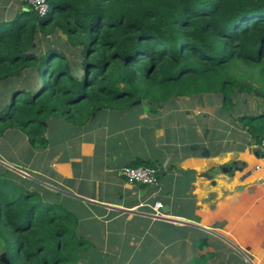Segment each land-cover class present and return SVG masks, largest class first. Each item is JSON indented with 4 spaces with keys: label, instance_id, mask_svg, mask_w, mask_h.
<instances>
[{
    "label": "trees",
    "instance_id": "trees-1",
    "mask_svg": "<svg viewBox=\"0 0 264 264\" xmlns=\"http://www.w3.org/2000/svg\"><path fill=\"white\" fill-rule=\"evenodd\" d=\"M45 1L46 16L0 20V140L21 133L25 165L98 111L151 114L204 95L239 112L248 144L263 141L264 0ZM246 97L256 110L239 107ZM31 176L0 164V264H100L63 199Z\"/></svg>",
    "mask_w": 264,
    "mask_h": 264
},
{
    "label": "crops",
    "instance_id": "crops-1",
    "mask_svg": "<svg viewBox=\"0 0 264 264\" xmlns=\"http://www.w3.org/2000/svg\"><path fill=\"white\" fill-rule=\"evenodd\" d=\"M202 97L151 114L146 107L101 110L87 127L58 133L45 150L34 151L26 177L34 173L59 194L78 220V235L94 244L97 263L264 264L259 146L248 144L237 110L220 113V98L203 103ZM193 103L199 113L220 105L213 124L206 114L195 119ZM193 144L200 148L190 150ZM143 163L158 170L154 186L122 178L124 167Z\"/></svg>",
    "mask_w": 264,
    "mask_h": 264
},
{
    "label": "rangeland",
    "instance_id": "rangeland-1",
    "mask_svg": "<svg viewBox=\"0 0 264 264\" xmlns=\"http://www.w3.org/2000/svg\"><path fill=\"white\" fill-rule=\"evenodd\" d=\"M14 2H15V0H0V20L2 18L3 19H10L14 15L15 12L11 11L9 9L10 5ZM15 9H18L20 11L21 10H27L26 6L22 3H20V5L15 4ZM55 35H56L55 38H57V36L59 34L56 32ZM59 38L63 40V36L59 35ZM48 43H50V42H48L44 39V41H42L41 46L46 45ZM240 73L244 74L243 78L253 80L258 75V68H253V67L250 68V67L242 66ZM210 97L214 102L219 100L218 99L219 97L217 96L218 97L217 98L216 95H210V96L205 95L202 97L203 103H207L209 101L208 98H210ZM191 100H193V99H191ZM184 101H185V99H184ZM170 104H172V103H170ZM178 104L183 106V103H178ZM194 104L195 103H193V105H192L193 107L191 106L192 107L191 114H193V116H195V119L198 116H202V114L203 115L206 114V115H208L207 116L208 119H206V122L213 124V122L211 120H214L215 112L217 111V108L219 109L220 105H218V106L215 105L214 107L209 106L206 108L207 113H204L205 111H202L201 113H199L200 112L199 104H197V105H194ZM239 107L242 109L247 107L248 109H250V111H254V110H256L257 105H256V101H254L253 98L246 97L245 103L240 104ZM194 113H198V114L194 115ZM192 120H194V119H192ZM193 122H196V121H193ZM228 127H229V125L226 124L225 129L226 128L228 129ZM177 130H179V128ZM190 132H192V130L187 131V134H190ZM227 134L229 135V133H227ZM170 136L173 137L174 133H171ZM175 136L183 137L182 133H180V134L175 133ZM196 146H198V148H196ZM27 148H28L27 143L25 141L24 136L21 133L10 132L6 137H4L0 140V158H1L0 161L7 164L8 168L10 170H12V168H15L18 172L14 171V170H12V171L16 172L19 176L26 177L23 174V172H26L28 174L30 171V167L23 163V159L25 158V151L27 150ZM189 148H190V150H198L200 148V146L198 144H193ZM39 161L40 160H36V162H39ZM28 176H30V175H28Z\"/></svg>",
    "mask_w": 264,
    "mask_h": 264
},
{
    "label": "built area",
    "instance_id": "built-area-1",
    "mask_svg": "<svg viewBox=\"0 0 264 264\" xmlns=\"http://www.w3.org/2000/svg\"><path fill=\"white\" fill-rule=\"evenodd\" d=\"M26 8L36 11L41 17L46 16L49 6L45 0H18ZM260 153L264 161V139L259 145ZM122 178L129 184H138L141 186H154L157 183L158 170L151 167H124L120 172ZM162 205L156 203L154 209L160 212ZM156 216L163 217L162 213H156ZM156 217V218H160ZM166 218V217H164Z\"/></svg>",
    "mask_w": 264,
    "mask_h": 264
},
{
    "label": "water",
    "instance_id": "water-1",
    "mask_svg": "<svg viewBox=\"0 0 264 264\" xmlns=\"http://www.w3.org/2000/svg\"><path fill=\"white\" fill-rule=\"evenodd\" d=\"M138 104H139V103H138ZM196 148H198V146H196ZM204 155L207 156V155H208V152H205ZM0 164L6 166V167L8 168L7 164H5L4 162H1V161H0ZM12 170L18 172L15 168H12ZM23 174H24L25 176H27V173H26V172H23Z\"/></svg>",
    "mask_w": 264,
    "mask_h": 264
}]
</instances>
